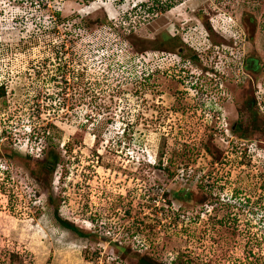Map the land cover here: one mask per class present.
<instances>
[{"label":"rangeland","instance_id":"1","mask_svg":"<svg viewBox=\"0 0 264 264\" xmlns=\"http://www.w3.org/2000/svg\"><path fill=\"white\" fill-rule=\"evenodd\" d=\"M1 87L0 264H264V0H0Z\"/></svg>","mask_w":264,"mask_h":264},{"label":"trees","instance_id":"2","mask_svg":"<svg viewBox=\"0 0 264 264\" xmlns=\"http://www.w3.org/2000/svg\"><path fill=\"white\" fill-rule=\"evenodd\" d=\"M252 90V96L254 97V102L256 103V105H257V96H256V90H254V89H251ZM3 97H5V91L3 90V87H1V89H0V99L1 98H3ZM262 115V114H261ZM261 118V117H260ZM264 118V117H263ZM255 124H258V120L257 121H255ZM263 125H264V123H263ZM255 129L256 130H260V128L258 127V125L257 126H255ZM262 130H263V128H262ZM263 134H264V132H263ZM52 162V161H51ZM56 162L57 161H54L53 163H54V165H56ZM58 221L65 227V228H67V229H70V230H72V231H78V229L74 226V224H72V223H70V222H68V221H64V220H62V219H60V218H58ZM124 250H127V249H125L124 248ZM140 263L141 264H151L152 263V260H149V259H147V258H141L140 259Z\"/></svg>","mask_w":264,"mask_h":264},{"label":"built area","instance_id":"3","mask_svg":"<svg viewBox=\"0 0 264 264\" xmlns=\"http://www.w3.org/2000/svg\"><path fill=\"white\" fill-rule=\"evenodd\" d=\"M257 106L259 107V112L264 117V93H263V95H261V94L257 95Z\"/></svg>","mask_w":264,"mask_h":264},{"label":"flooded vegetation","instance_id":"4","mask_svg":"<svg viewBox=\"0 0 264 264\" xmlns=\"http://www.w3.org/2000/svg\"><path fill=\"white\" fill-rule=\"evenodd\" d=\"M250 59H248L247 60V66L251 69L252 67H253V62L251 63L250 61L252 60V58H251V60L249 61ZM252 70V69H251ZM208 72V71H207ZM208 76V75H207ZM224 81V80H223ZM232 81V80H231ZM222 88V87H221ZM218 92H219V89L217 90ZM251 107H253V104H251ZM259 112V111H258ZM236 127H237V125H235L233 128H232V130L234 131L235 129H236ZM239 140V138H236V141H238ZM241 140V139H240ZM243 141V140H242ZM239 142V141H238ZM238 145V144H237ZM242 145V144H241ZM239 148V147H238ZM240 149V148H239Z\"/></svg>","mask_w":264,"mask_h":264},{"label":"clouds","instance_id":"5","mask_svg":"<svg viewBox=\"0 0 264 264\" xmlns=\"http://www.w3.org/2000/svg\"><path fill=\"white\" fill-rule=\"evenodd\" d=\"M256 96H257V94H256Z\"/></svg>","mask_w":264,"mask_h":264}]
</instances>
